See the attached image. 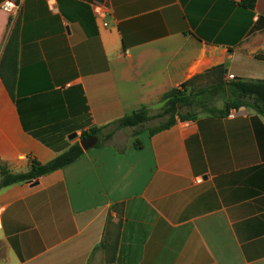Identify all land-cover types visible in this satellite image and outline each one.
<instances>
[{"label":"crops","instance_id":"obj_1","mask_svg":"<svg viewBox=\"0 0 264 264\" xmlns=\"http://www.w3.org/2000/svg\"><path fill=\"white\" fill-rule=\"evenodd\" d=\"M5 1L0 59L15 26L17 56L12 92L0 76V162L12 172L213 66L264 80V0ZM0 264H264V117L200 113L0 188Z\"/></svg>","mask_w":264,"mask_h":264},{"label":"trees","instance_id":"obj_2","mask_svg":"<svg viewBox=\"0 0 264 264\" xmlns=\"http://www.w3.org/2000/svg\"><path fill=\"white\" fill-rule=\"evenodd\" d=\"M243 4L252 9L255 0H242ZM16 56H17V28L12 29L11 35L5 45L3 55L0 59V76L5 85L12 92L13 81L16 72ZM213 74L212 83L201 88L197 92L187 91V86L191 80L199 76L197 74L187 81L182 82L178 87H173L163 93L160 100L163 101L161 111L155 115H150L147 107L143 106L133 110L108 124L91 127L87 131L81 133V139L85 137H95L92 147H100L104 144L101 138L109 140L114 132L120 128L129 127L132 129L133 136H136L141 130H144L145 124L156 117H166L158 125L147 128L149 135H153L159 131L170 128L178 121L192 120L197 115L192 112L181 113L180 108L192 106L194 104L201 108L202 113L209 115H228L233 109H238L241 106L250 107L257 114L264 117V80H242L230 79L227 80L225 68L223 65H216L201 74ZM220 98L223 101L221 108L211 104L215 98ZM113 126V129L108 132H103V129L108 126ZM135 147H139L140 141L134 139ZM84 149L79 142L70 145L66 150L56 155L51 160L40 163L36 159H31V166L25 172H12L8 166L0 162V188L13 183L23 181H35L40 176L48 174L52 171L60 169L77 158L83 153Z\"/></svg>","mask_w":264,"mask_h":264},{"label":"rangeland","instance_id":"obj_3","mask_svg":"<svg viewBox=\"0 0 264 264\" xmlns=\"http://www.w3.org/2000/svg\"><path fill=\"white\" fill-rule=\"evenodd\" d=\"M225 77H227V74L225 75ZM214 75L209 73V74H201L199 76H196L194 77L191 82L188 84L187 86V91H190V92H197L199 91L201 88L209 85L212 83V80L214 79ZM211 104L215 105L216 107L218 108H221L223 106V101L220 99V98H215ZM163 106V101L160 100V98L151 103L149 106H148V110H149V114L150 115H155L157 114L159 111H161V108ZM192 112V113H195L196 115L202 113L201 111V108L194 104L192 106H185V107H181L180 108V112L181 113H185V112ZM166 117H156V118H153L152 120L148 121L146 124H145V128L144 129H147L149 127H153V126H156L158 125L161 121L165 120ZM113 129V126H108L106 128L103 129V132H108L110 130ZM143 130H141L137 135H139ZM133 137V133H132V129L129 128V127H125V128H120L118 130H116L113 134V136L109 139V140H106L104 141L102 138H101V141L104 142V143H116V144H122L124 141H127L129 140L130 138Z\"/></svg>","mask_w":264,"mask_h":264},{"label":"built area","instance_id":"obj_4","mask_svg":"<svg viewBox=\"0 0 264 264\" xmlns=\"http://www.w3.org/2000/svg\"><path fill=\"white\" fill-rule=\"evenodd\" d=\"M16 7H18L16 0H7L1 5V8L5 11H11ZM94 12L101 19L105 17V9H103V7L98 3H95L94 5ZM103 24L106 25V22H103ZM230 116H232V113Z\"/></svg>","mask_w":264,"mask_h":264},{"label":"water","instance_id":"obj_5","mask_svg":"<svg viewBox=\"0 0 264 264\" xmlns=\"http://www.w3.org/2000/svg\"><path fill=\"white\" fill-rule=\"evenodd\" d=\"M75 136H76V133L73 132V133H71V134L69 135V138H74ZM94 141H95V137H93V136L85 137V138L81 139V141H80V145H81V147H82L84 150H86V149H88L89 147H91V145L94 143Z\"/></svg>","mask_w":264,"mask_h":264}]
</instances>
